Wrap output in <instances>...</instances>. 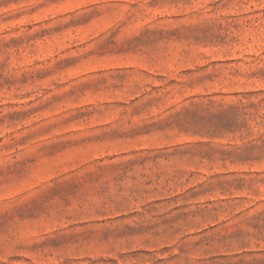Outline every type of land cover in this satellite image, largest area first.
Segmentation results:
<instances>
[{
    "label": "rangeland",
    "instance_id": "374dc122",
    "mask_svg": "<svg viewBox=\"0 0 264 264\" xmlns=\"http://www.w3.org/2000/svg\"><path fill=\"white\" fill-rule=\"evenodd\" d=\"M0 264H264V0H0Z\"/></svg>",
    "mask_w": 264,
    "mask_h": 264
}]
</instances>
